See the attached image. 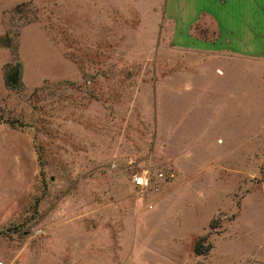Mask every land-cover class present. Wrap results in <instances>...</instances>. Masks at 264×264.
Returning <instances> with one entry per match:
<instances>
[{"label": "rangeland", "instance_id": "rangeland-1", "mask_svg": "<svg viewBox=\"0 0 264 264\" xmlns=\"http://www.w3.org/2000/svg\"><path fill=\"white\" fill-rule=\"evenodd\" d=\"M185 1L0 0L2 264H264V60Z\"/></svg>", "mask_w": 264, "mask_h": 264}, {"label": "crops", "instance_id": "crops-1", "mask_svg": "<svg viewBox=\"0 0 264 264\" xmlns=\"http://www.w3.org/2000/svg\"><path fill=\"white\" fill-rule=\"evenodd\" d=\"M184 3L195 13L187 23L186 32L189 35L193 30L191 24L199 14V44L189 45L199 47L203 56H210L217 62L240 57L264 60V0H193ZM217 67L208 65L207 69L199 71L201 93L210 92L214 79L219 82L234 77V73L229 74ZM185 75L189 77L195 73L187 72ZM224 84H227L226 81Z\"/></svg>", "mask_w": 264, "mask_h": 264}, {"label": "built area", "instance_id": "built-area-1", "mask_svg": "<svg viewBox=\"0 0 264 264\" xmlns=\"http://www.w3.org/2000/svg\"><path fill=\"white\" fill-rule=\"evenodd\" d=\"M158 177H164L163 172L159 171L156 173ZM152 175L149 169L144 168L142 170L134 171L131 173V182L140 190L146 189L152 182ZM2 264V262H0Z\"/></svg>", "mask_w": 264, "mask_h": 264}, {"label": "trees", "instance_id": "trees-1", "mask_svg": "<svg viewBox=\"0 0 264 264\" xmlns=\"http://www.w3.org/2000/svg\"><path fill=\"white\" fill-rule=\"evenodd\" d=\"M195 251L197 252V253H201L202 251L201 250H199V249H195Z\"/></svg>", "mask_w": 264, "mask_h": 264}]
</instances>
